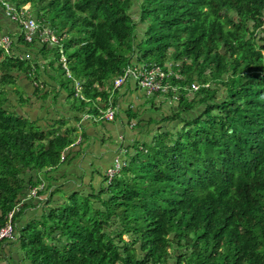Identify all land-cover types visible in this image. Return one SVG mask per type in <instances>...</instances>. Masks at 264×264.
<instances>
[{"label": "trees", "instance_id": "16d2710c", "mask_svg": "<svg viewBox=\"0 0 264 264\" xmlns=\"http://www.w3.org/2000/svg\"><path fill=\"white\" fill-rule=\"evenodd\" d=\"M5 1L67 35L61 51L85 98L76 112L101 119L111 82L133 64H171L176 87L159 95L171 101L156 123L166 125L124 149L109 184L104 176L96 195L72 194L20 232L29 264H264V0ZM12 47H0V227L24 173L56 169L77 140L63 121L41 132L6 109L18 77H38ZM41 48L63 71L58 47Z\"/></svg>", "mask_w": 264, "mask_h": 264}, {"label": "crops", "instance_id": "0c3cea01", "mask_svg": "<svg viewBox=\"0 0 264 264\" xmlns=\"http://www.w3.org/2000/svg\"><path fill=\"white\" fill-rule=\"evenodd\" d=\"M26 7L30 15L39 20L37 11L32 10L29 4ZM261 19L264 20V11ZM2 35L10 37L16 57L27 60L38 68H33L38 72L37 80L20 75L15 86L8 89L6 109L18 113L41 132H58V122L63 121L69 127H76L77 134V140L63 152L61 164L56 169L27 171L23 175L27 185L28 180L32 179L38 183V187L43 186V189L38 192L37 197H31L30 191L35 187L25 186L13 210L15 238L0 241V264H29L20 232L31 223L41 222L49 214L50 208L58 207L72 194L78 193L84 197L96 195L103 185L105 171L112 165L115 157L124 149H131L136 143L150 142L155 131L166 125L156 123L165 116L171 101L162 96L145 97L136 82L130 80L112 96L115 104L113 120L87 118L88 114L76 112V106L69 102V99L74 98L67 91L69 81L56 76L58 61L51 63L47 56L52 54L42 53L39 46L26 48L19 43L18 25L6 17L0 6V36ZM47 49L51 50L49 47ZM16 90L20 94H15ZM148 101L152 104H147ZM130 109L138 114L136 121L127 119L126 112ZM151 119L155 122L151 123ZM137 123L139 127L136 126Z\"/></svg>", "mask_w": 264, "mask_h": 264}, {"label": "built area", "instance_id": "2783aa9c", "mask_svg": "<svg viewBox=\"0 0 264 264\" xmlns=\"http://www.w3.org/2000/svg\"><path fill=\"white\" fill-rule=\"evenodd\" d=\"M0 6L6 17L18 25L20 37L24 43L39 47L46 46L51 49L58 47L60 51L59 62L64 70L65 79L69 81V88L72 90L74 98L85 100L82 94L83 82L73 76L68 67L67 60L61 51L62 42L67 38V35L52 28L49 24H46L45 21H39L33 18L26 5L18 8L13 3L0 0ZM11 43V39L8 35L0 36V47L4 48L6 52L9 50ZM172 73L171 64L162 66L157 64H133L132 66L126 67L122 73L111 82L110 94L106 101L108 107L102 112L101 120H113L115 109L112 107V96L116 90L120 89L128 81L132 80L136 82L137 87L143 92L145 97L149 98L155 95L164 96L169 94L170 91H176V87L171 86L169 83V78ZM190 88L193 91H197L199 86L197 83H192ZM173 100H177V98L173 97ZM86 117L89 118L90 116L86 115ZM123 153L124 150L119 156L115 157L112 166L106 169L104 176L107 184L110 183L113 177L123 167L124 162L121 158ZM42 189L43 186L33 188L30 191L31 197H37L38 192ZM13 218L14 211L12 210L6 216L5 224L0 227V241L13 240L15 238Z\"/></svg>", "mask_w": 264, "mask_h": 264}, {"label": "rangeland", "instance_id": "374dc122", "mask_svg": "<svg viewBox=\"0 0 264 264\" xmlns=\"http://www.w3.org/2000/svg\"><path fill=\"white\" fill-rule=\"evenodd\" d=\"M133 12H134V19H135V21L137 20V17H138V7H137V5L135 4L134 5V7H133ZM54 14V13H53ZM53 14H51V13H49L48 14V19H50V15H53ZM143 31H144V26H142V25H138V27H137V35H138V37H140V36H142V34H143ZM51 53V52H50ZM50 53H47V55L48 54H50ZM53 53H55V52H53ZM52 54V53H51ZM47 58L48 59H51V63H54V62H56V57L54 56V54H52V56H47ZM57 67H58V65H57ZM64 74H63V71H61L60 70V68L58 67L57 68V70H56V76H57V78H59V79H64V76H63ZM65 80V79H64ZM66 81V80H65ZM66 84V83H65ZM73 98H74V96H73ZM74 99H76V98H74ZM85 99V98H84ZM77 100H79V99H77ZM85 101V100H84ZM69 102L72 104V105H75L76 106V108L77 107H79L80 106V103L77 101V102H75L74 100H72V99H69ZM102 106V108H107L108 107V105H107V103L105 104H102L101 105ZM75 108V109H76ZM66 127H69V125H65ZM123 239L127 242V241H129V239H128V237L127 236H124L123 237Z\"/></svg>", "mask_w": 264, "mask_h": 264}, {"label": "bare ground", "instance_id": "6f19581e", "mask_svg": "<svg viewBox=\"0 0 264 264\" xmlns=\"http://www.w3.org/2000/svg\"><path fill=\"white\" fill-rule=\"evenodd\" d=\"M262 21L264 22V20H262ZM263 27H264V23H263ZM263 27H262V28H263ZM62 70H63V69H62ZM63 71H64V70H63ZM82 101H84V100H82Z\"/></svg>", "mask_w": 264, "mask_h": 264}]
</instances>
